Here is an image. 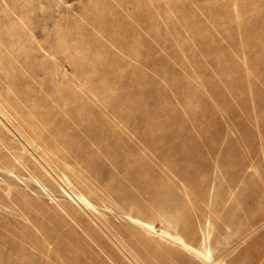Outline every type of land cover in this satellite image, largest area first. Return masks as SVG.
<instances>
[{
  "label": "rangeland",
  "instance_id": "rangeland-1",
  "mask_svg": "<svg viewBox=\"0 0 264 264\" xmlns=\"http://www.w3.org/2000/svg\"><path fill=\"white\" fill-rule=\"evenodd\" d=\"M0 264H264V0H0Z\"/></svg>",
  "mask_w": 264,
  "mask_h": 264
},
{
  "label": "bare ground",
  "instance_id": "bare-ground-1",
  "mask_svg": "<svg viewBox=\"0 0 264 264\" xmlns=\"http://www.w3.org/2000/svg\"><path fill=\"white\" fill-rule=\"evenodd\" d=\"M138 223V222H137ZM144 225V224H143Z\"/></svg>",
  "mask_w": 264,
  "mask_h": 264
}]
</instances>
